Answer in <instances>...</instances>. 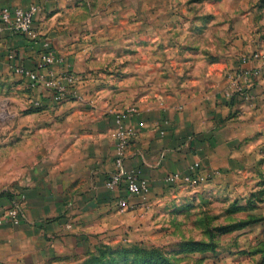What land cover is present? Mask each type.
Instances as JSON below:
<instances>
[{
    "label": "rangeland",
    "instance_id": "obj_1",
    "mask_svg": "<svg viewBox=\"0 0 264 264\" xmlns=\"http://www.w3.org/2000/svg\"><path fill=\"white\" fill-rule=\"evenodd\" d=\"M57 16L75 97L90 106L118 113L182 88L183 101L215 90L240 108L243 127L237 161L128 196L77 263L264 264V67L251 98L233 90L238 70L250 67L245 56L259 53L264 64V0H72ZM46 98L0 70V198L51 147L61 100Z\"/></svg>",
    "mask_w": 264,
    "mask_h": 264
},
{
    "label": "crops",
    "instance_id": "obj_2",
    "mask_svg": "<svg viewBox=\"0 0 264 264\" xmlns=\"http://www.w3.org/2000/svg\"><path fill=\"white\" fill-rule=\"evenodd\" d=\"M1 1L12 8L38 5L35 27L60 58L54 68L73 70V60L65 58L64 39L56 36L58 11L72 0ZM42 51L41 44L3 28L0 21V70L13 72L18 63L34 68ZM185 91L140 103L125 120L136 130L126 151V167L138 170L152 190L169 183V174L208 176L218 161L238 160L233 151L243 129L240 108L215 90L202 100H180ZM32 92L58 101L49 90ZM54 113L56 136L47 142L51 147L32 172L24 174L20 187L0 198V216L22 195L26 213L19 225H0V264H78L76 258L110 229L120 200L129 198L124 185L114 190L106 186L116 169V113L75 96L61 100Z\"/></svg>",
    "mask_w": 264,
    "mask_h": 264
},
{
    "label": "built area",
    "instance_id": "obj_3",
    "mask_svg": "<svg viewBox=\"0 0 264 264\" xmlns=\"http://www.w3.org/2000/svg\"><path fill=\"white\" fill-rule=\"evenodd\" d=\"M40 7L32 4L27 8L15 7L12 8L5 5L0 0V21L3 28L10 31L24 34L29 40L36 44H41L43 51L39 55L37 64L34 68L26 67L22 64H14L13 70L22 76L31 90L45 89L49 90L56 100H63L70 96L76 95L75 84L76 78L70 70L58 72L54 68V64L60 60L56 57L51 42L41 38L39 31L35 27V17L39 13ZM15 55L11 54L10 59H14ZM262 57L259 53L245 56L244 64H249L250 67L239 69L233 80V90L241 94L245 98H251V93L247 90L253 84L255 77L261 72L264 67L260 61ZM228 96H232L230 92ZM137 112L135 106L122 110L115 115L117 140L115 158V171L110 176L106 183L107 188L114 190L121 185H124L128 196H142L147 194L151 185L149 181L140 176V172L134 168L128 169L125 164L126 151L132 137L136 135L134 128L128 127L125 123L126 118ZM199 164H194L198 167ZM206 176L197 175H182L180 173H172L165 177L166 182H174L177 180H187L197 182L204 179ZM16 199L12 204L4 210L0 216V225L10 223L19 225L26 219V213L23 209V199ZM127 199L120 200V204H126Z\"/></svg>",
    "mask_w": 264,
    "mask_h": 264
}]
</instances>
